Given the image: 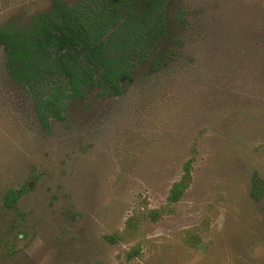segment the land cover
Returning <instances> with one entry per match:
<instances>
[{
  "label": "rangeland",
  "instance_id": "1",
  "mask_svg": "<svg viewBox=\"0 0 264 264\" xmlns=\"http://www.w3.org/2000/svg\"><path fill=\"white\" fill-rule=\"evenodd\" d=\"M241 1L169 0L167 62L121 95L89 86L49 130L0 47V264H264V16ZM54 2L0 0V28Z\"/></svg>",
  "mask_w": 264,
  "mask_h": 264
},
{
  "label": "trees",
  "instance_id": "2",
  "mask_svg": "<svg viewBox=\"0 0 264 264\" xmlns=\"http://www.w3.org/2000/svg\"><path fill=\"white\" fill-rule=\"evenodd\" d=\"M241 2L264 16V0ZM168 4L169 0H80L70 5L55 0L52 11L36 16L30 26L0 28L8 71L33 100L42 126L49 130L51 119L65 120L69 103L85 98L89 86L103 95H121L139 64H165L168 49L161 43L170 29ZM193 166V160L184 165L170 189V204L184 198L193 182ZM253 183L252 196L260 200L264 182L255 176ZM27 192L26 187L8 189L5 207L15 209ZM161 215L160 210L152 211L154 220ZM192 239L197 242L195 236Z\"/></svg>",
  "mask_w": 264,
  "mask_h": 264
}]
</instances>
